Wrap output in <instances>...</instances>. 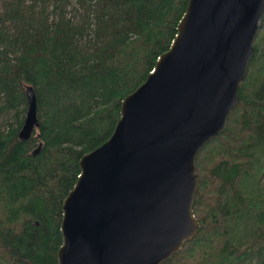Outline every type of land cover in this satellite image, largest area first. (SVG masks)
<instances>
[{
	"label": "trees",
	"instance_id": "trees-1",
	"mask_svg": "<svg viewBox=\"0 0 264 264\" xmlns=\"http://www.w3.org/2000/svg\"><path fill=\"white\" fill-rule=\"evenodd\" d=\"M188 0H0V264H56L63 199ZM224 130L195 155L192 239L163 264H264V10ZM34 95L38 126L17 134Z\"/></svg>",
	"mask_w": 264,
	"mask_h": 264
},
{
	"label": "water",
	"instance_id": "water-1",
	"mask_svg": "<svg viewBox=\"0 0 264 264\" xmlns=\"http://www.w3.org/2000/svg\"><path fill=\"white\" fill-rule=\"evenodd\" d=\"M264 0H188L169 49L120 103L109 138L78 162L56 264H163L198 225L194 158L224 128ZM18 138L38 126L34 95Z\"/></svg>",
	"mask_w": 264,
	"mask_h": 264
}]
</instances>
